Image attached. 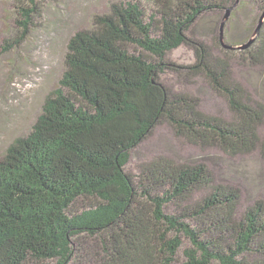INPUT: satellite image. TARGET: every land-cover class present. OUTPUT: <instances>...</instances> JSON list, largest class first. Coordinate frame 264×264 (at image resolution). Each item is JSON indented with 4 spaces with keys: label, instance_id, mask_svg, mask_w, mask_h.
Wrapping results in <instances>:
<instances>
[{
    "label": "trees",
    "instance_id": "trees-1",
    "mask_svg": "<svg viewBox=\"0 0 264 264\" xmlns=\"http://www.w3.org/2000/svg\"><path fill=\"white\" fill-rule=\"evenodd\" d=\"M9 1L2 53L23 48L52 0ZM152 1L150 11L144 2L112 3L69 37L58 86L0 156V264H264L263 199L237 215L240 189L216 183L202 162L158 155L136 174L126 170L131 150L163 123L191 144L229 156L258 150L264 162V104L234 77L228 55L264 67V25L244 49L217 36V54L188 32L222 0ZM249 2L264 11V0ZM234 28L225 44L254 32L245 28L241 41ZM180 45L193 49L192 64L165 59ZM167 70L190 83L201 76L230 118L166 86ZM182 238L190 246L178 261Z\"/></svg>",
    "mask_w": 264,
    "mask_h": 264
},
{
    "label": "rangeland",
    "instance_id": "rangeland-1",
    "mask_svg": "<svg viewBox=\"0 0 264 264\" xmlns=\"http://www.w3.org/2000/svg\"><path fill=\"white\" fill-rule=\"evenodd\" d=\"M222 1L225 7L220 12H205L188 32L193 38L212 47L217 54L221 53L216 37L220 35L222 23L224 40L225 37L231 38L235 24L233 35L241 34V41H245L248 36L243 32L245 28L255 29L262 16L261 12L253 8L250 0H246L248 3H240L239 0ZM127 2H144L147 11L156 8L152 0L48 1L45 3L43 21L32 31L23 48L2 53L1 43L9 36V22L4 17L8 16L11 6L9 0H0V156L9 143L30 131L41 113L45 96L58 86L65 68L64 56L69 37L89 27L93 14L106 13L112 3ZM5 21L8 25H5ZM263 25L264 17L261 27ZM250 36H254L253 32ZM228 55L233 56L231 70L234 77L264 104V67L251 66L247 61L242 63L238 60L237 52ZM165 59L179 66L192 64L195 60L193 49L187 45L171 49ZM161 81L173 91L196 95L201 111L230 118L225 98L213 91L201 76H196L190 83L182 73L167 70L162 74ZM259 132L261 135L264 133V123ZM158 155H167L180 163H205L213 171L216 183L238 187L241 195L237 215L242 214L256 200H264V162L258 150L250 154L229 156L216 147L202 148L191 144L163 123L157 125L145 140L131 150L126 170L136 174L141 163ZM182 241L177 251L178 261L183 259V250L190 246L187 239L182 238Z\"/></svg>",
    "mask_w": 264,
    "mask_h": 264
},
{
    "label": "water",
    "instance_id": "water-1",
    "mask_svg": "<svg viewBox=\"0 0 264 264\" xmlns=\"http://www.w3.org/2000/svg\"><path fill=\"white\" fill-rule=\"evenodd\" d=\"M264 17V12H262V16L259 18L258 24L256 25L253 34L256 35L262 25V18ZM223 25V23H222ZM222 25H221V30H220V41L222 46L226 47V48H238V49H244L246 47H248L252 41L254 40V36H251L245 43L239 44V45H228L224 43V39H223V33H222Z\"/></svg>",
    "mask_w": 264,
    "mask_h": 264
},
{
    "label": "bare ground",
    "instance_id": "bare-ground-1",
    "mask_svg": "<svg viewBox=\"0 0 264 264\" xmlns=\"http://www.w3.org/2000/svg\"><path fill=\"white\" fill-rule=\"evenodd\" d=\"M264 12V11H263Z\"/></svg>",
    "mask_w": 264,
    "mask_h": 264
}]
</instances>
